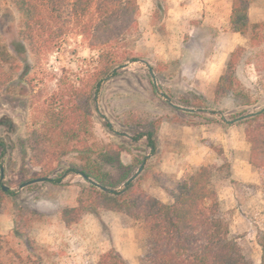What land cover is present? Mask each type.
Instances as JSON below:
<instances>
[{
  "label": "rangeland",
  "instance_id": "obj_1",
  "mask_svg": "<svg viewBox=\"0 0 264 264\" xmlns=\"http://www.w3.org/2000/svg\"><path fill=\"white\" fill-rule=\"evenodd\" d=\"M138 5V28L127 38V47L137 60L128 61L116 76L103 82L95 95L92 106L95 142L99 147L123 146L126 150L120 153V159L124 164L134 165L133 174L140 177L141 187L155 197L170 198L169 191L176 182L163 177L160 128L164 123L172 124L181 137L185 135L184 130L192 131V136L196 135L188 141L192 150H197L195 144H203L213 153L210 161L202 165L216 169L213 184L221 207L231 216V233L240 239L247 257L257 263V235L264 227L261 215L264 169L258 170V185L233 180L231 158L235 152L225 149L216 138L202 135L216 133V127L233 132L240 127L244 132L243 124L237 122L239 117L264 107V42L258 47H250L247 42L235 68L240 88L249 95L251 103L243 105L231 94L214 100L213 89L219 70L210 63L217 56L224 37L230 33L226 0L210 8L197 0H138ZM249 8L251 20L264 21V0H250ZM17 26L16 9L10 0H0V38L12 54L11 42L16 38ZM93 55L77 37L40 61L33 62L28 57L32 66L28 78L33 92L46 96L55 89L62 73L75 81L81 70L91 63ZM18 63L22 68L23 64L19 60ZM17 82L18 94L0 93V119L9 117L14 122L15 132L8 134L13 141L17 137L27 138L35 126L28 86L18 79L13 81ZM193 102L199 103L198 106H189ZM231 124L236 127L231 128ZM153 127L156 148L151 152L146 137L138 135ZM3 130L0 126V136L5 134ZM179 143L180 150H186L181 138ZM29 155V150L25 155L18 149L13 152L12 166L7 171L3 169V177L0 170L2 185L9 188L6 183L11 180L36 178L39 167L31 165ZM78 164L76 153H70L55 164L51 178H59L57 182L40 181L24 187H15L12 183L15 193L7 196L0 206V230L12 225L9 231L0 234L4 261L21 264L17 255L27 253L24 240L13 235L15 219L21 215L27 220L28 235L37 253H42L49 264H91L110 249L119 252L128 264H143L148 230L123 213L88 212L68 226L60 220V209L74 205L85 184L74 170ZM229 183L234 194L230 198L226 189ZM242 215L250 221L247 227L246 221L240 222ZM59 223L60 229L57 228ZM47 228L56 229L57 235L47 239Z\"/></svg>",
  "mask_w": 264,
  "mask_h": 264
},
{
  "label": "trees",
  "instance_id": "obj_2",
  "mask_svg": "<svg viewBox=\"0 0 264 264\" xmlns=\"http://www.w3.org/2000/svg\"><path fill=\"white\" fill-rule=\"evenodd\" d=\"M18 13L16 38L8 46L0 38V93L18 94V79L27 85V96L32 109L34 127L27 138L13 141L15 132L11 118L0 119L4 135L0 136V170L12 166V154L25 155L38 166L36 177L51 178L55 164L70 153H76L79 164L74 168L87 176L75 204L59 211L66 225L76 222L84 213L99 210L120 212L148 230L143 264H264V230H259V263L252 262L244 252L242 242L231 233V216L219 202L213 184V166L199 165L169 191L170 201L162 202L146 192L140 177L133 175L132 163L124 164L120 153L126 150L120 144L98 146L93 131V102L101 85L116 76L119 69L137 57L127 47V38L138 28V0H10ZM250 0H231L228 19L230 31L246 35L250 47L264 42V21L251 22L248 16ZM80 37L81 43L93 52L91 63L81 70L75 81L66 73L57 79V85L46 96L33 92L28 75L33 62L47 58L69 39ZM245 48L230 52L223 73L213 89L214 100L228 94L249 105L250 98L240 88L235 68ZM19 62L23 67H19ZM186 102V101H185ZM188 104V102H186ZM194 104V105H193ZM199 103H190L196 107ZM243 115V114H241ZM250 142L248 160L258 170L264 169V109L238 119ZM156 129L145 136L151 152L156 148ZM138 138V137H137ZM51 178L49 182H57ZM90 180L105 186L101 190ZM26 179L11 180L2 190L0 206L7 196L14 194ZM14 183V186L12 185ZM113 189L109 191L108 189ZM13 235L24 240L26 255H17L21 264H49L42 253H37L27 231V220L17 215ZM0 264H13L1 257ZM91 264H128L122 255L110 249Z\"/></svg>",
  "mask_w": 264,
  "mask_h": 264
},
{
  "label": "crops",
  "instance_id": "obj_3",
  "mask_svg": "<svg viewBox=\"0 0 264 264\" xmlns=\"http://www.w3.org/2000/svg\"><path fill=\"white\" fill-rule=\"evenodd\" d=\"M219 1L220 0H197V2H200L208 8L213 7V5L217 6ZM226 5V17L228 21L231 12V0H226ZM248 16L251 22H257L260 20V18L251 20L250 8H248ZM247 42L248 39L238 32L230 31V33L224 37L221 46L218 48L219 51H217V56H215L214 60L210 63L212 66L217 67V70H219L217 78H219V76L223 73L230 52L238 46L245 47ZM232 126L236 127L235 124L230 125L231 128H234ZM183 133L185 135L181 137L178 128L169 123H164L160 128V138L163 139V146L161 147L163 177L173 180L176 183L188 177L199 165L209 162L210 158L213 156V153H211L203 144H195L198 148L196 151L192 150L191 144L188 141L196 135L192 136L193 132L188 130H184ZM209 133L210 132H208V134L203 133L202 136H208V138L211 139L216 138L219 142H221L225 149L230 148L235 152V155L231 158L233 180L247 183H257L258 185L260 179L259 172L258 169L253 167L248 160L250 144L245 138L243 129L239 127L236 129V132H233L232 129L230 131L229 128L227 131H224L222 128L216 127V133L211 135H209ZM180 138L183 142H185L187 146L186 150H180ZM226 189L228 190L227 192H229L227 195L228 198L232 197L234 194L231 183L226 186ZM157 198L162 202L170 201L169 197L163 198L162 195H158ZM261 211V215L264 218V206ZM241 220L243 221L240 222L246 221L244 223L246 227L248 226V223H250L246 215H242ZM262 223L264 225V219ZM11 226L12 225L7 226V229L4 231L0 230V234H5L7 230L9 231L12 228ZM63 226L65 225L63 224ZM57 228H61L60 223L57 224ZM260 230H264V227H261ZM55 235H57L56 229L47 228L45 233V237L47 239H52ZM257 247V252L259 253L257 263H259L260 247L258 244Z\"/></svg>",
  "mask_w": 264,
  "mask_h": 264
},
{
  "label": "water",
  "instance_id": "obj_4",
  "mask_svg": "<svg viewBox=\"0 0 264 264\" xmlns=\"http://www.w3.org/2000/svg\"><path fill=\"white\" fill-rule=\"evenodd\" d=\"M173 106H175V105H173ZM175 107H178V106H175ZM262 109H264V107L262 108ZM262 109H260V110H262ZM239 118H242V117H239ZM141 169V166L138 168V172H139V170ZM79 174L81 175V177L83 178V179H87V176L84 174V173H82V172H79ZM136 176V174H133L127 181H131L134 177ZM1 177H3V169L1 168ZM51 178H48V177H36V178H33V179H30V180H27V181H25V182H23V183H21L20 184V187H24V186H26V185H29V184H31V183H35V182H40V181H47V180H50ZM91 181V183L93 184V185H96L99 189H101V190H107V188L105 187V186H102V185H99V184H97L95 181H93V180H90ZM8 189V187L6 186V185H2V190H7ZM109 191H112L113 189H108Z\"/></svg>",
  "mask_w": 264,
  "mask_h": 264
}]
</instances>
